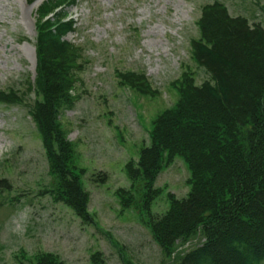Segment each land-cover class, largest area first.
<instances>
[{"label": "rangeland", "instance_id": "1", "mask_svg": "<svg viewBox=\"0 0 264 264\" xmlns=\"http://www.w3.org/2000/svg\"><path fill=\"white\" fill-rule=\"evenodd\" d=\"M36 1L0 0V90L24 92L18 103L0 101V264H34L45 252L64 264H177L202 238L179 240L167 254L149 220L168 210L169 193H188V164L180 155L164 162L149 209L143 180L130 179L125 165L150 145L156 116L176 103L177 80L184 73L197 85L210 79L191 43L201 36L202 8L219 2L231 16L264 26V0H78L68 9L78 23L68 39L80 45L79 98L61 107L59 122L75 138L71 163L86 169L89 222L55 198L56 175L29 111L38 98L28 90L36 67ZM127 71L145 72L156 94L122 84L118 72ZM120 189L128 191V205Z\"/></svg>", "mask_w": 264, "mask_h": 264}, {"label": "trees", "instance_id": "2", "mask_svg": "<svg viewBox=\"0 0 264 264\" xmlns=\"http://www.w3.org/2000/svg\"><path fill=\"white\" fill-rule=\"evenodd\" d=\"M74 2L47 0L39 6L36 77L28 90L38 96L30 113L56 175L55 198L89 222L88 193L80 180L84 169L77 171L71 163L74 149L59 122L61 107L72 102L74 69L81 67L79 50L64 38L73 29V21L65 18L66 8ZM49 13L53 16L45 18ZM198 24L201 36L193 41V55L210 79L197 85L184 73L177 80L176 103L156 116L150 145L125 167L130 179L143 180L149 209L158 192L153 183L164 162L170 164L180 155L188 164L187 195L177 198L169 193L168 210L149 220L167 254L179 240L202 238L178 257L177 264H263L264 27L231 16L219 2L203 7ZM121 76L135 90L149 92L143 74ZM22 100L24 92L0 90L2 102ZM118 192L128 205V191ZM92 259L100 260L97 253ZM34 264L64 262L45 252Z\"/></svg>", "mask_w": 264, "mask_h": 264}, {"label": "bare ground", "instance_id": "3", "mask_svg": "<svg viewBox=\"0 0 264 264\" xmlns=\"http://www.w3.org/2000/svg\"><path fill=\"white\" fill-rule=\"evenodd\" d=\"M43 0H37L35 3V6H37L40 2H42Z\"/></svg>", "mask_w": 264, "mask_h": 264}]
</instances>
